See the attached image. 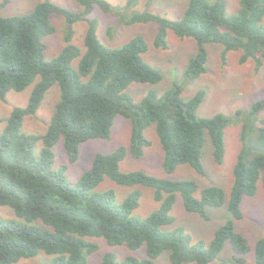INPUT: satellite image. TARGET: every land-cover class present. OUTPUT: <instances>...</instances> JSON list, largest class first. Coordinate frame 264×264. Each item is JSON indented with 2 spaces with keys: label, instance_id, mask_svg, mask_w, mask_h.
<instances>
[{
  "label": "trees",
  "instance_id": "obj_1",
  "mask_svg": "<svg viewBox=\"0 0 264 264\" xmlns=\"http://www.w3.org/2000/svg\"><path fill=\"white\" fill-rule=\"evenodd\" d=\"M10 0H2L0 6ZM138 0H127L126 6ZM81 10H70L50 1L37 2L21 15L0 14V99L7 91H22L33 84L25 106L14 107L0 131V206L9 207L13 216L0 215V264H13L38 253L52 256L43 264H85L87 256L97 249L89 238L101 237L110 245H126L130 249L145 246L141 260L126 256L117 260L113 253L103 255L100 264H155L163 251H169L171 264L195 262L209 264L229 240L235 264L250 250L246 238L234 231L231 221L215 229L209 242L192 241L182 226L162 229L174 222L171 209L180 194L189 212L207 219V207L223 204L236 219L242 217L241 200L254 195L258 182L264 188V119L252 128L244 121L241 148L233 166V183L227 193L222 187L210 185L194 196L197 184L191 179L157 177L142 170L123 172L119 163L127 153L120 145L110 153L97 152L91 166L75 183L64 179V166L52 169V147L62 138L69 162H74L80 144L88 139L109 138L116 115L131 121L129 150L134 157L143 154L149 140L145 128L154 124L163 150L162 167L172 173L179 164L189 165L204 173L202 147L206 138L212 146L216 164L224 159L225 129L229 118L222 112L201 117L197 109L206 91L198 88L183 99L182 86L174 82L158 94L148 90L134 100L127 92L133 82L155 84L161 72L148 63L144 53L148 43L144 36L133 35L114 46H107L96 33L97 20L87 15L94 6L104 11H118L107 0H76ZM225 0H187L182 13L167 18L151 11L120 14L121 22H155L158 25L153 44L167 48V31L180 38H193L197 48L190 57L184 75L195 79L207 70V43L221 44L222 58L229 50H240L241 63L251 59L256 68L264 66V0H239L235 12H226ZM62 14L67 34L66 44L50 60L45 59L43 37L55 31L50 16ZM119 13V12H117ZM85 20L88 27L83 48L71 41L72 24ZM76 65L72 66V60ZM59 86L46 131L26 134L21 128L26 115L35 114L46 91ZM251 112L264 109V97L255 101ZM42 141L35 155L33 147ZM257 144L263 151L253 150ZM107 176L120 185H143L153 189L158 207L145 218L132 215L139 205L140 190L133 189L120 203L112 190L91 192ZM254 264H264V237L256 240Z\"/></svg>",
  "mask_w": 264,
  "mask_h": 264
},
{
  "label": "rangeland",
  "instance_id": "obj_2",
  "mask_svg": "<svg viewBox=\"0 0 264 264\" xmlns=\"http://www.w3.org/2000/svg\"><path fill=\"white\" fill-rule=\"evenodd\" d=\"M2 0H0L1 3ZM45 0H10L0 6L2 15H21L30 11L37 2ZM70 10L81 8L76 0H47ZM112 6L118 7L119 13L114 11L106 12L99 6H94L87 15L89 19H96V33L102 43L107 46H114L129 39L133 35L144 36L148 43V50L143 58L152 66L157 68L162 79L155 83L133 82L127 88V92L134 100L140 99L148 90L154 89L161 94L170 88L174 82L182 86L181 96L183 99L190 97L198 88L206 91L202 103L197 109L201 117H208L215 113L222 112L229 118V124L225 129L224 144L225 153L221 164H216L212 156V146L208 138L205 139L202 147V164L204 173L195 172L187 164H179L172 173H166L162 167L163 150L155 131L154 124L148 125L144 130V136L149 140V145L144 147L140 157H134L129 150V138L131 134V121L124 115H116L111 126L109 138L88 139L80 144L78 157L74 162H69L68 156L60 138L52 147L54 161L52 169L64 166V179L66 182L75 183L83 171L87 170L95 154L110 153L118 146L123 145L127 149L126 156L119 163V169L123 172L142 170L148 174L170 179H191L197 184L195 197H199V191L203 187L217 185L227 193L233 183V166L237 154L241 148L240 132L244 121H248L252 128L260 126V120L264 119V109L252 113V104L264 97V66L256 68L253 60L249 59L244 63L239 61L240 50H229L223 59L221 54L224 47L217 43H207L208 54L207 70L195 79H188L184 75V69L191 56L196 52V42L193 38H180L171 30L167 31V48H158L153 44L158 25L155 22H136L125 24L120 20V14L130 15L134 11L145 10L158 13L167 18H176L182 13L187 0H138L136 4L127 5V0H107ZM227 3L226 12L231 14L236 11L239 0H225ZM55 31L43 37L45 42V59L50 60L57 55L66 44L67 27L62 14L52 13L50 16ZM264 24V17H263ZM88 27L85 20L76 21L72 24L71 41L83 48V36ZM77 60H72V66ZM33 84L28 85L22 91L9 90L5 98L0 99V131L6 124V118L16 106H25ZM59 86L53 84L46 91L40 105L32 115H26L23 119L21 130L26 134H42L46 131L49 119L52 115L55 103L59 99ZM253 144V150L263 151L262 148ZM42 147V141H38L33 147L36 155ZM133 189L141 192L139 205L132 211V215L143 219L150 212L158 207V202L153 197V189L143 185H120L105 176L101 182L91 189V192L112 190L115 194V202L120 203ZM242 217L236 219L228 211L225 204L218 207H207L208 218L203 219L198 214L186 210L180 194L176 195L175 202L171 209L174 222L162 226V229H172L182 226L184 232L192 239L209 242L215 229L231 221L234 231L243 235L250 250L241 255L242 260L235 264H254L253 248L257 239L264 237V188L261 181L258 182L257 191L254 195H244L241 200ZM0 215L7 218L13 216L12 210L7 206H0ZM97 244V249L87 256L85 264H100L103 255L107 252L114 254L117 260H123L126 256H132L141 260L145 257V246L137 249H130L126 245H110L101 237L89 238ZM233 251L229 240L217 257L209 264H220L233 261ZM52 256L38 253L31 258H22L13 264H43L50 261ZM155 264H171L169 251L163 250L155 259ZM182 264H196L195 262H184Z\"/></svg>",
  "mask_w": 264,
  "mask_h": 264
}]
</instances>
